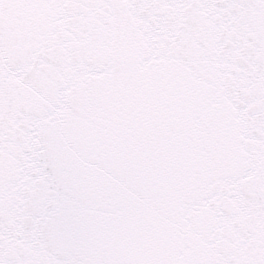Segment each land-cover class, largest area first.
<instances>
[{
    "label": "snow or ice",
    "instance_id": "obj_1",
    "mask_svg": "<svg viewBox=\"0 0 264 264\" xmlns=\"http://www.w3.org/2000/svg\"><path fill=\"white\" fill-rule=\"evenodd\" d=\"M0 264H264V0H0Z\"/></svg>",
    "mask_w": 264,
    "mask_h": 264
}]
</instances>
